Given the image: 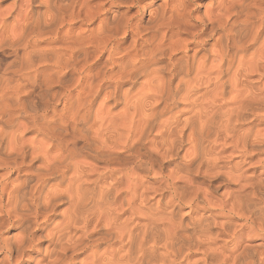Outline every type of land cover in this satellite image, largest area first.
<instances>
[{
  "label": "clouds",
  "instance_id": "1",
  "mask_svg": "<svg viewBox=\"0 0 264 264\" xmlns=\"http://www.w3.org/2000/svg\"><path fill=\"white\" fill-rule=\"evenodd\" d=\"M0 264H264V0H0Z\"/></svg>",
  "mask_w": 264,
  "mask_h": 264
}]
</instances>
